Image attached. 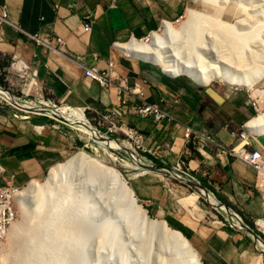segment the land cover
<instances>
[{
    "label": "crops",
    "instance_id": "crops-1",
    "mask_svg": "<svg viewBox=\"0 0 264 264\" xmlns=\"http://www.w3.org/2000/svg\"><path fill=\"white\" fill-rule=\"evenodd\" d=\"M190 2L0 0L9 19L0 25V57L19 60L18 68L32 73L47 100L78 107L91 116L108 114L120 136L138 141L144 161L167 167L181 162L220 202L239 212L243 223L252 224L264 241L256 222L264 221L260 206L264 175L210 144L201 145L193 134L184 136L185 126L217 139L221 129L250 135L245 124L254 111L247 91L212 85L220 97L216 102L205 93V85L185 75L170 76L116 47L149 35L162 21L182 14ZM84 23L90 25L88 32L82 30ZM92 64L107 72L106 86L85 76V67ZM10 69L14 71L11 65ZM143 103H156L168 119L157 122L134 112ZM33 123L32 118L15 122L0 113V186L22 188L43 178L74 147L63 130ZM248 148L264 150V134L250 139ZM131 187L152 216L164 219L189 241L202 264H264V254L251 237L210 210L190 186L162 171L148 170L138 173Z\"/></svg>",
    "mask_w": 264,
    "mask_h": 264
},
{
    "label": "rangeland",
    "instance_id": "rangeland-1",
    "mask_svg": "<svg viewBox=\"0 0 264 264\" xmlns=\"http://www.w3.org/2000/svg\"><path fill=\"white\" fill-rule=\"evenodd\" d=\"M218 2V0H212L211 4H207V7H205L200 1L191 0L188 7L196 9L202 13L204 12L205 15L211 18L214 17L213 15H216V12L218 11L217 9L220 7ZM227 2L228 3H226L225 0L226 4L224 5L223 10L217 14V17H219L221 21L231 23L237 28L235 22L240 21L239 18H241V23L244 22L242 24L243 32L251 30V26L254 22H259L260 32H258L254 39L248 40L242 46L237 47V54L234 53V55L232 53L229 58L232 59V62L230 63L226 61L225 63H230V65H232L235 58L238 57L245 62H242V65L245 66L244 68L242 65L239 66V69L243 71L253 69L260 64L264 65V31H262V29H264V0H227ZM237 2H239L238 4L240 5H238ZM250 6L254 7L251 8ZM242 10L246 11L244 12ZM244 13H246V15ZM249 14L250 16H248ZM185 15L186 13H184L181 20L185 19ZM207 16L205 19L202 18L198 25H194L193 29L187 32V36L182 39L185 41L184 44L186 46L184 45L181 47V50L176 54V57L182 62L188 61L189 59H192L194 62L195 59L197 60L200 58L205 62V65H208L214 63L221 55V52L224 51L217 45L225 43L226 39L225 37L222 39L220 35L222 32L218 28H215L214 24L208 20ZM243 19L247 22L245 20L243 21ZM171 21H173L174 26L179 24V22H175L174 19ZM245 22L247 24H245ZM244 24L248 26L249 30ZM257 26L259 25L257 24ZM238 29L239 28H237V31H240ZM234 35L235 34H231L232 37ZM236 49H234V51ZM15 62H19V60L5 56L0 57V86L2 88L25 101L44 99V101L52 102L57 106L63 105L54 100H47V95L44 89L33 80L34 76H32L31 72L27 74L21 70H17V72L12 71L11 69L9 70L10 65ZM216 84L236 87L246 90L247 93H252L257 100L261 112L264 111V71L261 70L259 79L248 88L242 85L237 86L227 84L219 78L212 79L208 86ZM12 108L13 107L8 105L4 100L0 99V113L15 122H21L22 120H18L11 116L10 112L17 111ZM82 111L85 118L91 123L97 132L100 131V134L113 138L118 143L126 140L131 147L137 151L134 143L129 138L128 140L123 138L115 130L108 131L106 124L100 121L101 117L99 115L91 116L87 111L83 109ZM253 116H256L255 112H253L252 117ZM31 118L34 122L33 124L37 126H54L57 129L63 130L69 137H71L74 147L65 159L78 151H84L91 157H95L101 163L113 166L118 172L121 171L127 184L132 188L131 184L134 178H129L128 176L132 171L126 169L123 165V161H121L132 162L131 158L128 157L125 152L110 147L111 150L109 148L106 149L118 159L116 163H112L106 159L107 153L109 152L101 150V148L97 147L91 139H87V137L83 133L81 134L78 130L63 124L62 122H58L56 119L53 120L45 116L32 115ZM250 139L251 137H249V140ZM137 152L140 156H143L139 151ZM139 171L140 170H138V172ZM45 177L46 174L43 178H40L39 181H43ZM195 179L198 180L196 177ZM71 184L69 193L66 197H57V195L52 193L51 196L43 201L39 216L42 215L43 218L44 216L45 218L36 233H30V231L26 232L25 228H23L24 231L18 238V244H16V240L13 236L9 235V231L6 237L0 240V264L173 263L167 249L165 247H160L158 234L150 230L145 223H142L124 208L123 203L118 198L117 192L107 182H104L100 177L89 174L86 170L83 171L82 169L76 174L75 179L71 180ZM19 189H21V187H19ZM197 193L199 197L202 196L199 191H197ZM202 198L203 196L201 197V200L205 202ZM137 202L146 209L147 214L151 218H156L155 216H152L144 204L139 200H137ZM24 207L26 209L25 214L16 202V215L13 220L14 222L22 220L23 216L24 218L27 217L25 222L32 220L34 216L33 214L31 215V211H34L36 208V202L31 199L27 200ZM231 209L244 221L239 212L233 208ZM210 210L217 214L213 208ZM34 215L36 218V213ZM223 216H225L224 213ZM24 234L28 237L24 236ZM27 238L29 245H27ZM16 247L20 248L17 250ZM16 251L20 256L21 262L19 263L14 262Z\"/></svg>",
    "mask_w": 264,
    "mask_h": 264
},
{
    "label": "bare ground",
    "instance_id": "bare-ground-1",
    "mask_svg": "<svg viewBox=\"0 0 264 264\" xmlns=\"http://www.w3.org/2000/svg\"><path fill=\"white\" fill-rule=\"evenodd\" d=\"M192 1H200L201 4H204L205 7H207V4H211L212 0ZM218 1L220 7L217 9L218 11L216 12V15H213L214 17L209 18V16L205 15L204 12L202 13L196 9L187 7L185 10V19H180L177 26H174L173 21H166L159 31L151 32L145 41L134 40L131 38L128 42L117 43L116 47L121 49L125 55L148 61L159 66L163 72L170 76L185 75L200 85H208L212 79L219 78L227 84L237 86L242 85L248 88L259 79L261 70L264 71V65L260 64L253 69L243 71L239 69V66L242 65L243 62L242 59L238 57L235 58L234 56L235 61L232 65H230L232 59L229 58L231 57L232 53L237 54V47L242 46L248 40L254 39L258 32H260V23L254 22V24L251 26V30H249L248 26L245 25L247 24V21L245 20L246 18L243 19V21H246L244 26H246L249 30L243 32L242 24L244 22L241 23L242 19L239 18L240 21L235 22V26H237V28H239L238 30H240L237 31V28H235L231 23L221 21L219 17H217V14L223 10L224 5L228 3L227 0L226 3L225 0ZM238 3L239 2H237V4ZM246 13L244 14L246 15ZM206 16L208 20L214 24L215 28H218L222 32V34H220L222 39L225 37L226 42L217 45L224 51L221 52V55L214 63H210L208 65H205V62L200 58L197 60L195 59L194 62L192 59L182 62L176 57V54L181 50V47L185 45V41L182 39L187 36V32L191 31L194 25H198L201 19H205ZM248 16H250V14ZM257 24L259 26H257ZM262 31H264V29H262ZM231 34L235 35L232 37ZM234 49L236 50L234 51ZM226 61L230 63L227 64L225 63ZM244 67L245 66H243V68ZM0 99L4 100L8 105L17 110L10 112V114L12 117L18 120L29 119L32 115L45 116L53 120L56 119L58 122H62L63 124L78 130L81 132V134L83 133L87 139H91L94 144L97 147H100L104 152H109L106 150L109 147L118 149L120 148L129 152L132 157V162L120 159L123 161L124 167L132 171L128 174L129 178H134L139 172L142 173L144 171L143 169L139 168V165L141 164V161L144 160V158L141 156L140 158L137 157L134 153V149L126 140H123L119 144L115 139L100 134V131L97 132V130L85 118L84 113L80 108L57 106L52 102L44 101V99L37 101H25L11 94L1 86ZM245 128L248 132H250V134H264V111L260 112L256 116L251 117L246 122ZM242 145L243 142L236 144L235 150L238 151ZM106 159L112 163H116L118 161V159L110 152L107 153ZM82 169L83 171L86 170L89 174L100 177L104 182H107L110 186H112V188L117 192L118 198L123 203L124 208L128 210L134 217L138 218L142 223H145L150 230L158 234L160 247H165L167 249L170 258L173 261L172 264H201L197 252L191 246L189 241L181 236L178 230L169 227L165 220L151 218L147 214L146 209L137 202L132 188H130V186L127 184V181L121 171L118 172V170H116L113 166H108L101 163L95 157H91L84 151H78L65 161L52 166L43 181L33 179L26 186L19 189L15 193L14 199L24 214L26 212L24 207L25 202L30 199L36 202V208L34 211H31V215L33 214L34 216L32 220L25 222L27 217L24 218L23 216L22 220L15 222L13 221V223H11L9 235L13 236V238L16 240V244H18V238L24 231L23 228H25L26 232L30 231V233H36L39 230V227L45 218V216L44 218L42 215L39 216V211L42 207L43 201L47 197L51 196L52 193L57 195V197H66L70 190L71 180H74L76 174H78ZM138 170L140 171L138 172ZM259 173L264 175V168ZM35 213L37 215L36 218L39 217L37 220H35ZM226 218H228V220H232L235 225L241 226L238 215H229V217L226 216ZM257 224L264 232V221L260 219L257 221ZM25 234L24 236H26ZM26 241L27 245H29L28 238ZM258 246L260 247V245ZM19 248H17V250ZM14 262H21L17 251L15 253Z\"/></svg>",
    "mask_w": 264,
    "mask_h": 264
},
{
    "label": "built area",
    "instance_id": "built-area-1",
    "mask_svg": "<svg viewBox=\"0 0 264 264\" xmlns=\"http://www.w3.org/2000/svg\"><path fill=\"white\" fill-rule=\"evenodd\" d=\"M184 13H185V11L182 14H180L179 16H177L174 19V21L178 22L180 19H182V17L184 16ZM166 21L167 20L162 21V24L160 25V27H158L157 30H154V31L160 30V28L162 27V25ZM3 23H9L6 4L0 5V25ZM82 30L84 32H88L90 30L89 23H87V24L84 23L82 25ZM148 36L149 35L145 36L144 38H139V39L133 38V39L139 40V41H145ZM55 41L58 44H60L62 42L60 37H56ZM92 59L93 60L96 59V54H94V53L92 54ZM18 65H19L18 62L11 64V67L15 72H17V70H20L18 68ZM112 66H113L112 62L109 61L108 62V68L111 69ZM109 73H111V71ZM109 73H108V75H109ZM84 74H85V76H87V77L91 78L92 80H95L96 82H98L101 86H106L108 84L107 72L104 70L97 69L95 64H92L91 66L85 67ZM247 97H248V102L250 103L251 107L253 108V111L256 113V115L259 114L261 112V110L258 107V103H257V100L255 99V96H253L252 93H248ZM134 112H136L137 114H139L141 116H151L157 122H161L163 120L168 119L167 114L162 109H160V107L156 103H143V104L137 106L134 109ZM99 116L101 117L100 121H102V123L106 124L108 131H111V130L116 131L117 130L118 127L116 126V123L108 114H100ZM191 134H193L196 138H198V140L202 143L201 145L210 144L213 147H215L216 149H218L220 152H222L226 155L235 156V157L241 159L243 162H245L249 166H251L252 168H254L257 172H260L264 168V159H263V152H262L263 150L249 149L248 148V146L250 145L249 137H251V139L254 138V136H255L254 134L248 135L247 133H244L242 131L239 133H233L232 136L234 138V141L231 145L225 144L222 140L217 139L214 136H211L209 134H205L202 132L194 131L189 126H185V128H184L185 138H188ZM129 138L132 139L131 135H129ZM237 140H239V141H237ZM132 142L135 145V149H137L138 141L134 140ZM240 142H243V145L239 148L238 151H236L235 146H236V144H238ZM134 151L137 153L136 150H134ZM171 167L173 169H175L176 171L195 179V177L193 175H191L187 170L182 168L181 162H176ZM169 178L177 180L171 176H169ZM18 189L19 188L13 187V186L8 185V184L5 186H0V240H2L3 238L6 237V235L8 234V231H9V227L15 218L16 201L14 199V195L18 191ZM195 192L197 193V191H195ZM260 206H261V211L264 214V194L261 195ZM258 220H260V219H257L256 222Z\"/></svg>",
    "mask_w": 264,
    "mask_h": 264
},
{
    "label": "water",
    "instance_id": "water-1",
    "mask_svg": "<svg viewBox=\"0 0 264 264\" xmlns=\"http://www.w3.org/2000/svg\"><path fill=\"white\" fill-rule=\"evenodd\" d=\"M205 93L211 97L214 101L218 102L219 100V94H217V92L210 86L205 85ZM10 112V111H9ZM217 137L222 140L225 144H229L231 145L234 141V138L232 136V134H230L226 129H221L218 133H217ZM120 144V143H119ZM117 150H121L123 152H125V154L128 155V157L132 158L130 153L123 150V149H118L115 148ZM131 151V150H130ZM132 152V151H131ZM136 154L137 157L140 158V156L138 155V153L134 152ZM139 168L143 169L144 172L148 171V170H157V171H162L164 173H166L167 175L177 179L178 181L194 188L195 191H199L201 193V195L203 196V199L205 200V202L214 210H216L218 213L220 214H225V217H229V215H233V216H237V214L232 211V209L225 203L220 202L214 195L213 193L208 190L206 187H204L198 180L191 178L187 175H184L178 171H176L175 169H173L171 166L167 167V166H162V165H155V164H151L149 162H146L144 160L141 161V164L139 165ZM223 212V213H222ZM228 220V218H226ZM230 219V218H229ZM240 219V217H239ZM230 222L231 225H233L235 228L242 230L244 232H246L252 239V241L254 242L256 248L258 249L259 252L264 254V241L261 239V237L251 228L249 227L247 224L243 223L242 220L240 219V224L241 226H237L235 225L232 220H228ZM180 233V232H179ZM181 234V233H180ZM181 236L183 238H185L182 234ZM260 245V247L258 246Z\"/></svg>",
    "mask_w": 264,
    "mask_h": 264
},
{
    "label": "trees",
    "instance_id": "trees-1",
    "mask_svg": "<svg viewBox=\"0 0 264 264\" xmlns=\"http://www.w3.org/2000/svg\"><path fill=\"white\" fill-rule=\"evenodd\" d=\"M199 182H200V180H199ZM250 225V227H253V225L252 224H249Z\"/></svg>",
    "mask_w": 264,
    "mask_h": 264
}]
</instances>
